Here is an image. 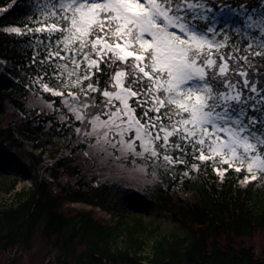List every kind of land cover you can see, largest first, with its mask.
Segmentation results:
<instances>
[{
	"label": "snow or ice",
	"instance_id": "1",
	"mask_svg": "<svg viewBox=\"0 0 264 264\" xmlns=\"http://www.w3.org/2000/svg\"><path fill=\"white\" fill-rule=\"evenodd\" d=\"M32 81L78 138L140 171L264 176V9L244 0H33ZM39 39V38H38ZM53 101L48 104L55 111ZM118 153V155H117ZM87 154V153H86ZM189 158H191L189 160ZM133 170H136L134 167Z\"/></svg>",
	"mask_w": 264,
	"mask_h": 264
},
{
	"label": "trees",
	"instance_id": "2",
	"mask_svg": "<svg viewBox=\"0 0 264 264\" xmlns=\"http://www.w3.org/2000/svg\"><path fill=\"white\" fill-rule=\"evenodd\" d=\"M230 2L235 4L237 0ZM244 2L257 10L264 9V0ZM32 3L33 0H0V178L5 181L12 175L6 184L0 183V192L12 190L18 176L32 181L28 193L19 192L14 205L0 210L9 226L2 240L11 244L28 240L33 231L41 228L42 235L61 244L66 255L74 251L76 243L83 244L80 259L84 264H134L146 251L142 234L153 230L138 218L124 225L126 209L116 203L111 207L107 202L110 188L94 187L82 175L74 163L75 153L86 148L75 133L77 122L70 126L60 119V98L31 83L46 67L33 63L34 57L39 61L45 54L47 40L40 41L46 33L25 31L20 35L4 31L5 26H36L27 15ZM258 74L264 75V66ZM30 93L55 102V112L28 108ZM5 105L18 117L2 124ZM54 137H69V145L63 155L47 158L44 148ZM184 167L176 165L159 171L154 199L183 234L163 235L153 243V254L145 259L153 264H264L248 249L216 245V237L221 234L249 236L264 229V182L261 184L257 176L242 183L243 173L233 169L221 179L210 163H201L199 170H190L187 175ZM67 203L105 211L113 208L119 217L113 224L102 223L94 219L90 210L65 212L62 206ZM119 239L123 242L119 243Z\"/></svg>",
	"mask_w": 264,
	"mask_h": 264
},
{
	"label": "rangeland",
	"instance_id": "3",
	"mask_svg": "<svg viewBox=\"0 0 264 264\" xmlns=\"http://www.w3.org/2000/svg\"><path fill=\"white\" fill-rule=\"evenodd\" d=\"M27 107L30 109L45 110L49 113L55 112L48 102L41 96L30 93L27 99ZM61 118L60 113L57 114ZM9 105H5L4 113L1 116V123L7 124L12 119L17 118ZM83 141L82 138H78ZM69 137L54 138L53 142L44 148L45 156L63 155L67 148ZM84 143V142H83ZM67 144V145H66ZM86 148L77 151L74 155L75 164L81 170L82 175L92 186H107L109 194L107 202L111 206L116 203L120 208L126 209V217L123 224L131 223L132 218H138L147 224L151 233L145 232L142 237L146 240V251L141 256V260L134 264H153L146 257L153 253L152 245L163 235L171 237L172 234L181 235L183 230L172 220L171 216L164 209L155 203V191L159 181L158 169L155 176L150 175L152 168L149 166L146 171H140L138 165L133 166L130 161L116 159L106 153H100L96 148H90L86 143ZM29 147L31 143H26ZM29 150L33 151L32 148ZM38 152V150H35ZM87 153V154H86ZM118 155V153H117ZM136 170H133V168ZM261 184L264 176H258ZM0 178V183H7L11 176ZM13 189L0 192V210L15 204L16 195L28 193L32 189V181L27 178L16 177ZM143 205H148L146 208ZM113 207V206H111ZM62 210L69 213L78 211H92L94 219L102 223L113 224L118 220L119 213L116 209L102 210L96 206H88L82 203H67L62 206ZM9 226L0 215V264H84L80 259L85 247L83 244L76 243L74 251L66 255L61 244H54V239H48L41 233V228L33 231L28 240H17L12 244L3 241V235L7 234ZM119 243L123 240L119 239ZM121 245V244H120ZM216 245L220 248L248 249L253 258L264 261V229L255 230L249 236H232L231 234H221L216 237ZM116 264H128L116 261ZM176 264V263H175ZM177 264H187L179 262Z\"/></svg>",
	"mask_w": 264,
	"mask_h": 264
},
{
	"label": "built area",
	"instance_id": "4",
	"mask_svg": "<svg viewBox=\"0 0 264 264\" xmlns=\"http://www.w3.org/2000/svg\"><path fill=\"white\" fill-rule=\"evenodd\" d=\"M54 138H59V139H60L61 137H54ZM53 140H54V139H53ZM52 142H53V141H52ZM52 142H51V143H52ZM51 143H49V144H51ZM49 144H47L46 146H48Z\"/></svg>",
	"mask_w": 264,
	"mask_h": 264
}]
</instances>
